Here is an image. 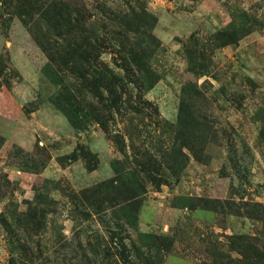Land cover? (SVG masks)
Instances as JSON below:
<instances>
[{
	"label": "rangeland",
	"instance_id": "obj_1",
	"mask_svg": "<svg viewBox=\"0 0 264 264\" xmlns=\"http://www.w3.org/2000/svg\"><path fill=\"white\" fill-rule=\"evenodd\" d=\"M0 264H264V0H0Z\"/></svg>",
	"mask_w": 264,
	"mask_h": 264
},
{
	"label": "trees",
	"instance_id": "obj_2",
	"mask_svg": "<svg viewBox=\"0 0 264 264\" xmlns=\"http://www.w3.org/2000/svg\"><path fill=\"white\" fill-rule=\"evenodd\" d=\"M20 1L21 0H9V2L11 3V5H13L15 7H20ZM27 8L29 9V12H30L29 15L30 14L32 15L34 11L29 6H27ZM94 35H95V39L97 40V38H98L97 35L96 34H94ZM114 44L120 46V40L114 39Z\"/></svg>",
	"mask_w": 264,
	"mask_h": 264
}]
</instances>
